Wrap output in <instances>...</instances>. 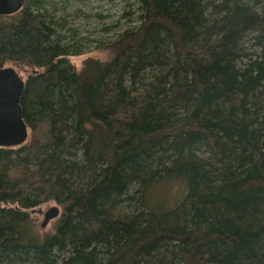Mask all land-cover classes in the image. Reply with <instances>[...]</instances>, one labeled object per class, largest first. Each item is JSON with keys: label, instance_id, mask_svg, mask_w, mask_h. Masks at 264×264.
Segmentation results:
<instances>
[{"label": "trees", "instance_id": "16d2710c", "mask_svg": "<svg viewBox=\"0 0 264 264\" xmlns=\"http://www.w3.org/2000/svg\"><path fill=\"white\" fill-rule=\"evenodd\" d=\"M134 3L80 70L50 0L0 19L29 130L0 147V264H264V0ZM169 179L184 195L156 210ZM47 200L62 211L41 235Z\"/></svg>", "mask_w": 264, "mask_h": 264}, {"label": "rangeland", "instance_id": "374dc122", "mask_svg": "<svg viewBox=\"0 0 264 264\" xmlns=\"http://www.w3.org/2000/svg\"><path fill=\"white\" fill-rule=\"evenodd\" d=\"M50 5L51 10H55L56 15L65 20L64 32L69 36L75 34L73 38L68 37L69 40L81 45L80 54L68 56L77 70H80L89 58L100 61L109 59L110 50L103 44L115 39L122 30L139 23L134 0H50ZM18 12L20 11L3 15L0 19L3 21L18 19L21 15ZM15 68L25 79V72ZM149 189L148 202L156 210L161 211L177 204L184 195L185 183L181 179H169L159 181ZM51 206H57L59 213L49 219L45 226H41L44 213ZM61 211V205L55 200H47L35 207L30 214L36 231L41 235L51 233Z\"/></svg>", "mask_w": 264, "mask_h": 264}, {"label": "water", "instance_id": "95a60500", "mask_svg": "<svg viewBox=\"0 0 264 264\" xmlns=\"http://www.w3.org/2000/svg\"><path fill=\"white\" fill-rule=\"evenodd\" d=\"M26 0H0V15H9L20 10ZM24 79L13 66L0 67V147H14L24 143L28 127L22 118L20 96ZM57 206L45 213L41 226L58 215Z\"/></svg>", "mask_w": 264, "mask_h": 264}, {"label": "bare ground", "instance_id": "6f19581e", "mask_svg": "<svg viewBox=\"0 0 264 264\" xmlns=\"http://www.w3.org/2000/svg\"><path fill=\"white\" fill-rule=\"evenodd\" d=\"M168 179V178H167ZM155 182V181H154ZM163 183V182H162ZM154 190V189H153ZM132 192V191H131ZM150 193H151V191H150ZM34 230V229H33Z\"/></svg>", "mask_w": 264, "mask_h": 264}]
</instances>
